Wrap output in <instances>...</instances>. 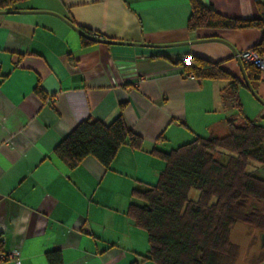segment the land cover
<instances>
[{"label": "crops", "instance_id": "0c3cea01", "mask_svg": "<svg viewBox=\"0 0 264 264\" xmlns=\"http://www.w3.org/2000/svg\"><path fill=\"white\" fill-rule=\"evenodd\" d=\"M199 1L243 19L261 17L264 5ZM18 7L0 9V246L19 252L6 264H49L55 251L63 264H153L144 258L147 232L128 215L138 202L133 190L155 183L164 168L151 151L225 131L228 119L264 122V65L252 91L236 57L264 31H189L190 0H25ZM185 56L220 62L238 89L185 74ZM119 114L143 138L140 149L123 145L109 168L93 156L71 166L57 155L82 121L110 124Z\"/></svg>", "mask_w": 264, "mask_h": 264}, {"label": "trees", "instance_id": "16d2710c", "mask_svg": "<svg viewBox=\"0 0 264 264\" xmlns=\"http://www.w3.org/2000/svg\"><path fill=\"white\" fill-rule=\"evenodd\" d=\"M23 1L2 0L0 9L13 12ZM190 5L189 31H264L262 4L261 17L254 19L223 15L199 0H190ZM75 26L87 36L93 35L91 30ZM252 49L262 55L264 35ZM192 61L193 65L184 67L185 74L225 80L231 91L238 89L240 81L220 62L197 56H192ZM241 64L255 91L262 78L261 69L243 61ZM123 145L140 149L143 138L128 128L119 114L110 124L82 121L55 151L71 166L93 156L109 168ZM151 153L164 163V168L155 183L133 190L132 196L138 202L128 207L129 217L148 235L149 249L144 258L153 264H235L239 247L231 242L230 235L237 222L256 226L264 234V179L255 174L259 166H264V124L245 116L241 123L228 119L221 135L199 136L171 150L154 148ZM193 190L199 192L196 198L191 195ZM48 261L63 264L57 251L48 254Z\"/></svg>", "mask_w": 264, "mask_h": 264}, {"label": "rangeland", "instance_id": "374dc122", "mask_svg": "<svg viewBox=\"0 0 264 264\" xmlns=\"http://www.w3.org/2000/svg\"><path fill=\"white\" fill-rule=\"evenodd\" d=\"M223 132L216 130L214 133L221 135ZM255 174L264 179V166H259ZM198 193L197 190H193L191 195L193 198H196ZM262 235V229L242 221L237 222L230 235L231 242L239 247V255L235 264H264Z\"/></svg>", "mask_w": 264, "mask_h": 264}, {"label": "built area", "instance_id": "2783aa9c", "mask_svg": "<svg viewBox=\"0 0 264 264\" xmlns=\"http://www.w3.org/2000/svg\"><path fill=\"white\" fill-rule=\"evenodd\" d=\"M236 57L240 61H243L245 63L254 64L260 69L264 65L262 55L254 49H248V50L241 51L236 54ZM182 62H183V67L193 65L191 56H185ZM18 257H19V252L17 250H13L10 252L1 251L0 252V264H6L8 260H16L18 259Z\"/></svg>", "mask_w": 264, "mask_h": 264}, {"label": "water", "instance_id": "95a60500", "mask_svg": "<svg viewBox=\"0 0 264 264\" xmlns=\"http://www.w3.org/2000/svg\"><path fill=\"white\" fill-rule=\"evenodd\" d=\"M247 80V79H246ZM247 84H248V86L250 87V89L253 91V89H252V87L250 86V84L248 83V81H247ZM262 241H263V245H264V234L262 235Z\"/></svg>", "mask_w": 264, "mask_h": 264}]
</instances>
